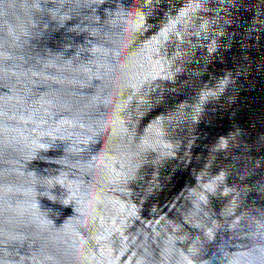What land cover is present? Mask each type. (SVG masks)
Returning <instances> with one entry per match:
<instances>
[{
  "label": "water",
  "instance_id": "obj_1",
  "mask_svg": "<svg viewBox=\"0 0 264 264\" xmlns=\"http://www.w3.org/2000/svg\"><path fill=\"white\" fill-rule=\"evenodd\" d=\"M0 264H264V0H0Z\"/></svg>",
  "mask_w": 264,
  "mask_h": 264
}]
</instances>
